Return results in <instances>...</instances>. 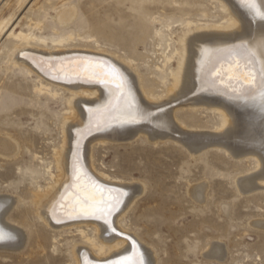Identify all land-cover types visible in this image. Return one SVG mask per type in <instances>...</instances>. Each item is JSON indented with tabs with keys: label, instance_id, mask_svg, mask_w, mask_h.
I'll use <instances>...</instances> for the list:
<instances>
[{
	"label": "rangeland",
	"instance_id": "374dc122",
	"mask_svg": "<svg viewBox=\"0 0 264 264\" xmlns=\"http://www.w3.org/2000/svg\"><path fill=\"white\" fill-rule=\"evenodd\" d=\"M67 12L71 18L61 20ZM229 19L214 0H0V137L14 141L19 152L11 159L0 156V198L14 201L7 222L26 239L18 251L0 250V264H75L74 249L84 244L74 230L62 236L47 230L32 206L38 191L52 183L50 174L58 175L55 157L73 96L60 88L58 97L38 94L40 78L14 65L16 48L105 51L129 63L151 98L161 100L168 98L172 84L166 56L179 47L180 38L197 25ZM157 30L167 35L164 41ZM12 32L46 43L16 40ZM190 96L181 102L188 104ZM173 104L166 109H177L178 129L189 135L220 130L219 114ZM167 134L188 141L175 131ZM147 138L141 134L131 141L95 143L88 150L98 171L143 191L123 226L153 249L157 264H264V191L247 190L258 188L253 184L240 191L237 184L259 174L256 161L236 159L216 146L194 154L174 139ZM201 139L195 146L221 143ZM201 185L205 192L198 199L195 188ZM89 233L94 239L95 233ZM215 245L223 251L212 257Z\"/></svg>",
	"mask_w": 264,
	"mask_h": 264
},
{
	"label": "bare ground",
	"instance_id": "6f19581e",
	"mask_svg": "<svg viewBox=\"0 0 264 264\" xmlns=\"http://www.w3.org/2000/svg\"><path fill=\"white\" fill-rule=\"evenodd\" d=\"M214 1L224 6L230 19L226 24L197 25L180 38L179 47L171 49L172 54L166 56V66H170L167 70H170L172 84L165 99L151 98L133 67L105 51L20 46L13 52L16 67L24 66L28 77L34 73L40 78L41 86L36 87L38 94L58 97L56 89L60 88L73 96L69 101L70 117L63 126L64 142L55 157L58 175L50 174L52 183L38 191L32 206L47 230L58 236L74 230L84 240V244L74 249L75 264H157L153 249L123 226L129 210L143 191L135 192L125 182L98 171L89 151L95 143L131 141L145 134L150 139H174L194 154L216 146L236 159L255 160L259 174L237 182L238 188L244 191L253 184L258 188L247 190L264 191V111L259 99L231 98L235 93L227 86L231 60L226 51L240 43L254 47L264 38V20L257 14L264 12V0H255V8L246 7L244 0ZM70 14L62 15L61 20L69 19ZM156 36L160 41L167 37L163 30H157ZM10 38L46 43L45 39L22 33L12 32ZM65 41L64 38L57 43ZM174 62L176 68H173ZM217 70L221 77L214 75ZM158 71L164 73L162 68ZM97 74L105 79H97ZM189 95L190 102L183 104L181 100ZM170 104L217 113L222 121L221 128L214 134L189 135L188 131L176 127L177 109H166ZM131 115H138L142 122H123ZM171 130L184 135L188 141L169 136L167 132ZM201 138H220L224 143L216 141L218 143L195 146L194 142ZM85 148L87 157L83 154ZM18 153L14 141L0 137L1 157L11 159ZM195 189V197L201 199L205 185ZM118 199L121 203L112 211ZM14 204L10 197L0 198V231L4 236L0 239V250L22 249L25 244V234L7 222ZM109 211H112L111 216L107 215ZM89 231L95 233L94 239ZM212 249V257L222 254L220 245Z\"/></svg>",
	"mask_w": 264,
	"mask_h": 264
},
{
	"label": "snow or ice",
	"instance_id": "6c2138e0",
	"mask_svg": "<svg viewBox=\"0 0 264 264\" xmlns=\"http://www.w3.org/2000/svg\"><path fill=\"white\" fill-rule=\"evenodd\" d=\"M246 7L255 8V0H244ZM259 18L264 20V12H258ZM231 60L228 70V87L235 93L231 98L234 100L259 99L261 101V110L264 111V38H261L254 47H249L247 43L233 45L226 50ZM259 52V56H257ZM214 75L221 77V72L217 70ZM97 79L103 81L105 78L102 74H97ZM223 82V80H222ZM251 91V95L249 92ZM123 122L140 123L141 118L138 115H131ZM124 194L122 193L121 196ZM121 201L118 199L112 206L115 211ZM112 211L107 213L112 215ZM3 233L0 231V239H3ZM142 264V262H138Z\"/></svg>",
	"mask_w": 264,
	"mask_h": 264
},
{
	"label": "water",
	"instance_id": "95a60500",
	"mask_svg": "<svg viewBox=\"0 0 264 264\" xmlns=\"http://www.w3.org/2000/svg\"><path fill=\"white\" fill-rule=\"evenodd\" d=\"M216 140H217V141L219 140L221 143L224 141V140H221L220 138H218V139H216ZM223 143H224V142H223ZM223 143H222V144H223Z\"/></svg>",
	"mask_w": 264,
	"mask_h": 264
}]
</instances>
